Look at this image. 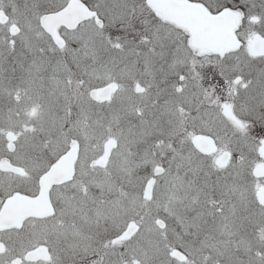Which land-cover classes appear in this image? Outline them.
Segmentation results:
<instances>
[{"label":"snow or ice","instance_id":"obj_1","mask_svg":"<svg viewBox=\"0 0 264 264\" xmlns=\"http://www.w3.org/2000/svg\"><path fill=\"white\" fill-rule=\"evenodd\" d=\"M0 264H264V0H0Z\"/></svg>","mask_w":264,"mask_h":264}]
</instances>
